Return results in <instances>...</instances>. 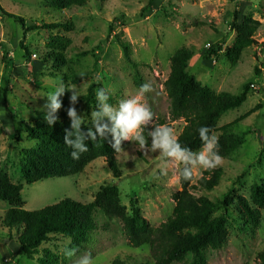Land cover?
Here are the masks:
<instances>
[{
    "label": "rangeland",
    "instance_id": "1",
    "mask_svg": "<svg viewBox=\"0 0 264 264\" xmlns=\"http://www.w3.org/2000/svg\"><path fill=\"white\" fill-rule=\"evenodd\" d=\"M147 2L87 0L84 7L66 9L58 0L55 5L54 0H0L4 13L24 19L26 27H38L27 34L24 42L31 54L27 64L24 50L19 46L22 28L0 13V170L11 183L23 186L25 211L37 212L64 198L92 203L102 186L114 184L127 213L130 214L131 203H135L151 227L157 228L171 216L173 195L180 190L177 178L181 164L162 157L159 150H141L133 141H123L116 157L122 171L119 179L113 178L104 159L90 163L82 175L34 185H25L20 173L22 152L35 143L24 138L16 142L14 131L23 129V122L46 113V95L61 85L69 90L61 97L62 107L56 115L70 121L67 109L70 90L75 88L81 96L75 107L78 115L84 117L85 126L91 125V112L98 103L96 92L100 88L108 91L114 106L138 95L133 84L134 71L125 62L115 35L131 44L132 58L140 64L143 83L151 85L152 90L141 98L154 113L150 125L163 121L177 136L184 123L171 121L163 86L170 72V58L176 50L185 47L194 53L189 62L190 72L199 84L215 93L237 96L244 85L252 84L246 102L224 114L217 126L235 124V133L246 134L244 144L232 158L223 159L215 168L223 172L219 185L209 193L196 191L195 194L220 201L228 194L232 196L234 191L249 201L251 187L264 181V0H240L237 4L233 0H153L150 10L142 14ZM235 9L240 12V22L244 15L251 14L261 28L254 37L256 44L245 50L239 62L232 66L223 55L234 41L229 24ZM109 28L113 29L110 36ZM56 38L68 39L71 46L64 54L65 64L54 68L49 60L43 63L42 59ZM221 41L224 45L218 58H201L210 45ZM3 45L8 49L9 63L3 61ZM97 47L102 50L97 51ZM72 74L80 78L79 83L71 81ZM87 95L94 103L88 104ZM213 134L218 136L219 132ZM205 170H196L194 184ZM234 205L235 202L227 210L226 246L219 251H207V264H256L258 253L264 250V209L260 211L259 227L253 232L244 226ZM7 209V204L0 202V218ZM93 219L95 231L87 244L75 248L73 257L64 255L65 247L71 244L63 237L51 238L41 249L56 257L55 264H77L85 253L91 254L94 264H111L118 257L138 262L151 260L147 249L130 247L121 221L100 212ZM7 240V234L0 229V264H39L37 258L28 260L19 255L15 243ZM188 261L190 258L185 262Z\"/></svg>",
    "mask_w": 264,
    "mask_h": 264
},
{
    "label": "trees",
    "instance_id": "2",
    "mask_svg": "<svg viewBox=\"0 0 264 264\" xmlns=\"http://www.w3.org/2000/svg\"><path fill=\"white\" fill-rule=\"evenodd\" d=\"M58 1L66 9L87 5V0ZM239 1L233 0L236 4ZM55 3L56 0L54 5ZM152 3L153 0H148L141 13L148 12ZM0 13L22 28L19 46L24 50V59L29 64L31 54L24 42L27 34L38 30V27H26L24 19L4 13L1 8ZM239 17L240 12L235 9L229 24V32L235 36L234 41L223 55L232 66L239 62L245 50L256 44L254 37L261 28V24L254 20L251 14L244 15L241 22ZM112 32L113 29L109 28L108 36ZM115 40L125 62L134 71L133 84L139 89L144 83L139 72L140 64L132 58L131 44L125 42L120 35H115ZM223 45L224 41L210 45L201 58L203 60L218 58ZM70 46L71 41L68 39L56 38L48 47L46 58L42 59L43 63L44 60H49L54 68L61 67L65 64L64 54ZM3 47L5 48L3 61L9 63L8 49L5 45ZM101 50V47H97V51ZM193 56L191 50L181 47L170 58V72L163 84L169 100V116L171 121L184 123L181 133L177 136L182 146L194 152L202 150L203 142L199 138L198 129L207 126L211 129L210 135L219 132V154L223 159H230L244 144L246 134L235 133V124L218 128V122L228 111L237 109L246 102L252 84L244 85L242 93L237 96L225 92L215 93L207 86L199 84L190 72L189 62ZM41 66L44 64L41 63ZM258 72V69H255L256 75ZM70 77L72 82H80L78 76L72 74ZM86 100L88 104L94 103L88 95ZM109 103L113 104L111 97ZM96 109L97 104L93 111ZM45 114L41 113L39 118L23 122V129L14 131L16 142L24 138L28 143H35L33 147L23 150L19 160L20 173L25 185L82 175L85 168L97 159H104L114 179L121 178L122 171L116 158L120 151H114L111 135L104 140L98 138L96 141H87L89 150L81 154L78 160H73L70 155L72 149L64 143L65 129L70 130L71 121L58 117L57 122L49 127L44 119ZM160 125H164V122L159 121L156 125L147 126L144 134L149 144L151 139L148 137V131ZM90 127L91 125H82V130L87 131ZM182 168L181 164L179 172ZM222 177L223 172L217 168L203 171L196 184L193 183L194 176L191 181L179 179L180 190L173 195L174 207L171 216L157 228H153L141 216L135 203H131L130 214L127 213L126 208L120 204V192L114 184L102 186L92 203L64 198L40 211L27 212L23 209L25 205L21 195L23 186L11 183L0 170V202L8 206L0 218V229L7 234V242L15 243L19 255L28 260L37 258L39 264H55L56 257L41 247L48 244L53 237L68 240L70 238V247L74 249L87 244L90 235L96 229L93 216L100 212L107 218L121 221L130 247L147 249L151 259L138 262L131 258L118 257L111 264H207V251H219L226 246L229 222L227 210L230 205L236 203L234 206L240 220L253 232L259 227L260 211L264 209V181L251 187L249 201L234 191L232 196L228 194L220 201H212L206 196L195 194L196 191L207 193L213 191ZM40 253L43 256H39ZM188 258L190 261L185 262ZM256 264H264V250L258 253Z\"/></svg>",
    "mask_w": 264,
    "mask_h": 264
},
{
    "label": "clouds",
    "instance_id": "3",
    "mask_svg": "<svg viewBox=\"0 0 264 264\" xmlns=\"http://www.w3.org/2000/svg\"><path fill=\"white\" fill-rule=\"evenodd\" d=\"M66 90L69 89L61 85L54 92L46 95L47 103L44 108L47 112L44 119L49 127L58 120L56 114L62 107L61 97ZM151 90L150 84H142L137 96L121 100L118 106H114L109 103L108 91L100 88L96 92L97 109L91 112V127L84 131L82 130L84 117L78 115L75 107L78 97L81 96L75 88L71 89L70 107L67 109V116L71 121L70 130L65 129L64 135V143L72 149L71 158L78 160L81 154L89 150L87 141H96L98 138L104 140L111 135L114 151H121L122 141H133L141 150L147 149L148 152L159 150L162 157L171 158L182 164L183 168L177 179L191 181L199 168L218 167L223 160L219 154V137L215 134L210 135L211 129L207 126L198 129L199 138L203 142V148L198 152L182 146L174 129L167 125H160L148 131V137L151 139L149 144L144 133L153 121L154 113L147 104L141 102V98ZM164 163H167L166 159ZM75 252L76 250L71 247L64 249L67 258L73 257ZM77 264H94V261L90 253H85L78 259Z\"/></svg>",
    "mask_w": 264,
    "mask_h": 264
}]
</instances>
